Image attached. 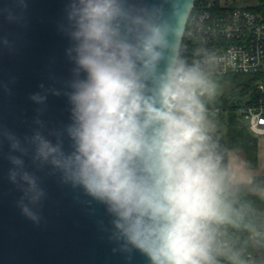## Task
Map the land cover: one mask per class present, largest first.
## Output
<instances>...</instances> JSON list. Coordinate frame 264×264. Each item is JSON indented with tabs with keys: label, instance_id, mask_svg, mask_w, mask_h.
Here are the masks:
<instances>
[{
	"label": "clouds",
	"instance_id": "9594fccd",
	"mask_svg": "<svg viewBox=\"0 0 264 264\" xmlns=\"http://www.w3.org/2000/svg\"><path fill=\"white\" fill-rule=\"evenodd\" d=\"M182 30L172 0H68L73 66L53 95L67 97L69 123L23 143L7 134L19 153L9 156V180L22 192V214L39 222L46 192L37 172L47 169L102 204L110 239L148 264H249L229 229L264 246V224L235 195L209 108L219 94L215 69L179 55Z\"/></svg>",
	"mask_w": 264,
	"mask_h": 264
},
{
	"label": "water",
	"instance_id": "95a60500",
	"mask_svg": "<svg viewBox=\"0 0 264 264\" xmlns=\"http://www.w3.org/2000/svg\"><path fill=\"white\" fill-rule=\"evenodd\" d=\"M172 2L183 26L176 41L180 53L195 0ZM67 3L0 0V264H148L138 251H122L110 239L105 207L82 190L61 184L47 169L37 172L46 192L37 223L22 214V192L9 180V156L19 153L10 148L7 134L23 143L35 132L48 135L69 123L67 97L53 95L70 78L73 66L67 52L71 41L64 31ZM164 7L171 12L168 4ZM34 95L45 99L34 101Z\"/></svg>",
	"mask_w": 264,
	"mask_h": 264
},
{
	"label": "built area",
	"instance_id": "2783aa9c",
	"mask_svg": "<svg viewBox=\"0 0 264 264\" xmlns=\"http://www.w3.org/2000/svg\"><path fill=\"white\" fill-rule=\"evenodd\" d=\"M230 1L195 0L179 55L188 63L207 60L215 74L263 72L264 12L252 9L257 5H232ZM257 87L264 91V82L258 81ZM243 108L249 130L264 140V98Z\"/></svg>",
	"mask_w": 264,
	"mask_h": 264
},
{
	"label": "trees",
	"instance_id": "16d2710c",
	"mask_svg": "<svg viewBox=\"0 0 264 264\" xmlns=\"http://www.w3.org/2000/svg\"><path fill=\"white\" fill-rule=\"evenodd\" d=\"M252 9L264 12V1ZM262 73L215 74L219 83V94L209 108L213 113L214 124H219L215 129V138L218 140L219 150L226 166H229L230 149H240L244 153L248 167L257 165L258 139L245 123L243 107L257 103L259 98H264V91L257 87ZM239 95L249 98L246 102H241ZM237 187L238 191L235 193L237 199L241 203L250 202L255 210L257 222L264 224V199L260 195L264 192V175L254 177L251 182L238 183ZM228 239L235 247L245 249L244 256L249 264H264V246L248 240V233L229 229ZM245 241H248L246 245Z\"/></svg>",
	"mask_w": 264,
	"mask_h": 264
},
{
	"label": "crops",
	"instance_id": "0c3cea01",
	"mask_svg": "<svg viewBox=\"0 0 264 264\" xmlns=\"http://www.w3.org/2000/svg\"><path fill=\"white\" fill-rule=\"evenodd\" d=\"M228 162L230 170L237 178L238 183L251 182L254 177L264 175V160H259V150L256 166H247L244 153L240 149L229 150Z\"/></svg>",
	"mask_w": 264,
	"mask_h": 264
},
{
	"label": "rangeland",
	"instance_id": "374dc122",
	"mask_svg": "<svg viewBox=\"0 0 264 264\" xmlns=\"http://www.w3.org/2000/svg\"><path fill=\"white\" fill-rule=\"evenodd\" d=\"M229 3H231L232 5H240V6H258L262 3L261 0H231ZM260 82H264V71L263 73L260 75L259 80ZM248 96H242L239 95V99H241V102H246L248 100ZM239 99H237L236 101L238 102ZM245 123L247 124V119L245 120ZM217 127H219V124H215V129H217ZM258 139V150H259V160L263 161L264 160V140L262 137L260 136H256Z\"/></svg>",
	"mask_w": 264,
	"mask_h": 264
}]
</instances>
